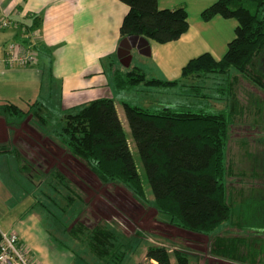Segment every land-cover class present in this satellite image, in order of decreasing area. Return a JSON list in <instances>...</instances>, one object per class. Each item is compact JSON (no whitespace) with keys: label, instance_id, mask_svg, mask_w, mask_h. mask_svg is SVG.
<instances>
[{"label":"trees","instance_id":"obj_1","mask_svg":"<svg viewBox=\"0 0 264 264\" xmlns=\"http://www.w3.org/2000/svg\"><path fill=\"white\" fill-rule=\"evenodd\" d=\"M118 1L128 7L119 29V44L133 36L165 44L178 40L188 29L187 12L183 6L160 10L157 0ZM215 16L237 22L234 38L220 60H215L208 53L200 55L190 60L183 67L180 78L173 81L148 79L137 68L124 74L120 70L115 71L113 80L119 90L136 89L145 84L157 90L178 89L182 96L194 99L180 111H174L175 106H164L156 113L122 104L153 196L154 209L171 227L207 236L211 240L212 254L225 255L230 247L238 249L239 255H248L256 261L259 255H264V251H259L245 239L219 237L216 231L235 218L226 182L234 173L227 161L226 150L231 127L244 108L236 99V76H231V72L248 77L251 83L264 90L261 77L249 70L252 61L264 50V0H217L201 13L203 21ZM38 24L39 21L34 20L32 27L22 28V37L27 44L21 45L27 47L31 43L30 33ZM32 47L36 49L35 45ZM216 78H223L221 82L224 86L215 87V81L219 80ZM211 100L225 103L224 108L212 111L209 108L212 107ZM28 102L26 112L12 103L0 105V110L9 115L32 113L45 126L46 118L52 114L42 101ZM40 111L50 114L41 117L38 114ZM62 112L60 120L53 127L52 122L49 130L59 145L69 155L84 162L103 185H119L139 202H146L144 185L113 100L95 99ZM59 180L68 193L69 185L61 177ZM53 188L57 192L55 185ZM60 199L63 200L62 197ZM67 200L73 201L69 196ZM50 203L54 204L53 201ZM45 212L47 217L55 218L49 208ZM64 212H68V208ZM107 227L88 229L76 225L68 230L64 227L61 234L83 244L85 254H89L95 264L120 263L125 251L129 250L127 240ZM56 246L67 250L62 243ZM187 253V250L179 252L162 246H149L145 251V260L171 264V259H174L176 264H188ZM71 254L74 259L79 257L74 252Z\"/></svg>","mask_w":264,"mask_h":264},{"label":"rangeland","instance_id":"obj_2","mask_svg":"<svg viewBox=\"0 0 264 264\" xmlns=\"http://www.w3.org/2000/svg\"><path fill=\"white\" fill-rule=\"evenodd\" d=\"M133 56L134 60L129 68H124L118 62V70L124 74L132 68L140 67L147 73L145 65L141 63L142 59L135 53ZM249 70L253 75L260 76L264 82V50L252 61ZM233 75L236 76L234 93L244 109L230 130L226 158L234 174L228 177L226 182L233 203V217H237L236 220L243 224L242 227L246 222L252 225L251 233H260L263 236L264 90L251 83L248 77L231 72V76ZM216 79L219 80L215 81L217 85L215 87L224 86L221 82L223 78ZM44 88L34 94L33 98H25L21 102L14 103L26 112L29 107L26 99L42 101L47 111L52 114L50 121V117H47L50 113L45 111L38 113L41 117H47L45 126H42L39 119L32 113L9 115L0 110L1 120L5 121L7 128L14 129L3 145H0V231L9 233L8 228L19 217L37 212L50 232L52 237H49L50 243L53 246L62 243L67 251L79 256L74 259L75 264L84 263L82 260L90 264L96 263L89 254H85L83 244L61 234L64 227L68 230L76 225L88 229H93L95 226H108L110 231L126 238V246L129 250L125 251L120 263L115 261L114 264H150L145 260V251L149 246H162L179 252L187 250L188 264H196L193 254L209 255L206 252V237L185 238L181 231L168 227L170 225L166 224L154 209L153 196L122 108V104L127 103L150 113H156L164 106H175L173 110L180 111L181 107H187L194 99L182 96L178 89L157 90L146 87L145 84L139 85L136 89L119 90L113 80L107 97L114 102L129 149L144 185L146 202L141 203L131 192L119 185H103L84 162L69 155L59 145L49 130L52 122L53 127L64 112L57 108L54 97L48 98L47 88ZM38 95L41 98L36 99ZM210 104L212 107L209 108L212 111L221 110L225 106V103L213 100ZM60 177L69 185L68 193L63 190V183L59 184ZM53 185L56 186L57 192L53 191ZM67 196L73 201H66ZM51 201L54 204L50 203ZM47 208L52 217H55L54 219L46 216ZM66 208L68 212L65 213ZM228 230L229 228L226 231ZM231 231L232 233L228 231L229 235L242 234L235 228ZM250 236L253 235L250 234ZM193 247H200V250ZM51 264H62V261L53 258Z\"/></svg>","mask_w":264,"mask_h":264},{"label":"crops","instance_id":"obj_3","mask_svg":"<svg viewBox=\"0 0 264 264\" xmlns=\"http://www.w3.org/2000/svg\"><path fill=\"white\" fill-rule=\"evenodd\" d=\"M215 1L217 0H157L160 10L185 7L188 29L178 40L165 44L144 38L149 56L140 55L137 50L132 49L131 62L134 60L133 53L137 54L147 73L140 67L135 68L141 70L148 79L173 81L180 78L183 67L190 60L200 55L208 53L215 60H220L234 38L237 22L220 16L203 21L202 11ZM127 12L128 7L118 0H0V21L11 22L0 31V105L33 98L44 87L47 88L48 98L54 97L60 110L108 98L113 72L118 71L119 29ZM34 20H38L39 24L30 33L31 43L27 46L33 49L32 46L35 45V60L26 66H7L4 58L9 46L26 43L22 37V28L25 30L32 27ZM39 98L40 95L36 99ZM1 121L2 146L14 129L7 128L5 121ZM236 218L235 216L222 225L217 231L218 236L245 239V242L255 245L259 251H264V235L251 233L253 226L246 222L242 227L243 224ZM228 228L231 233L235 228L242 234L229 235L226 231ZM8 229L17 234L20 242L30 250L35 264H51L53 258L61 260L62 264H75L69 251L56 249L57 246L50 243L37 212L19 217ZM176 230L181 231L185 238H207L205 244L209 255L193 254L196 264H264V255L261 254L256 261H252L248 255H239L238 249L230 247L225 255L212 254L211 240L207 236ZM194 249L200 250V247ZM153 263L155 264L154 261ZM171 264H176L174 259H171Z\"/></svg>","mask_w":264,"mask_h":264},{"label":"built area","instance_id":"obj_4","mask_svg":"<svg viewBox=\"0 0 264 264\" xmlns=\"http://www.w3.org/2000/svg\"><path fill=\"white\" fill-rule=\"evenodd\" d=\"M11 24L8 20L0 21V31ZM36 52L29 46L21 44L9 46L4 62L9 67H20L32 64ZM150 264H154L150 261ZM0 264H35L30 250L20 242L14 232H0Z\"/></svg>","mask_w":264,"mask_h":264},{"label":"water","instance_id":"obj_5","mask_svg":"<svg viewBox=\"0 0 264 264\" xmlns=\"http://www.w3.org/2000/svg\"><path fill=\"white\" fill-rule=\"evenodd\" d=\"M143 46L146 47L142 48ZM132 49L137 50L140 55L149 56V48L144 38L135 36L126 38L120 42L119 48L117 49V59L119 64L124 68H129L130 66Z\"/></svg>","mask_w":264,"mask_h":264},{"label":"bare ground","instance_id":"obj_6","mask_svg":"<svg viewBox=\"0 0 264 264\" xmlns=\"http://www.w3.org/2000/svg\"><path fill=\"white\" fill-rule=\"evenodd\" d=\"M4 233H7V232H4ZM10 233V232H9Z\"/></svg>","mask_w":264,"mask_h":264}]
</instances>
